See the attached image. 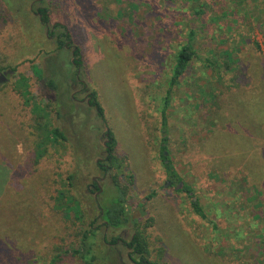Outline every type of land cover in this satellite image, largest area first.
Masks as SVG:
<instances>
[{
	"label": "rangeland",
	"instance_id": "obj_1",
	"mask_svg": "<svg viewBox=\"0 0 264 264\" xmlns=\"http://www.w3.org/2000/svg\"><path fill=\"white\" fill-rule=\"evenodd\" d=\"M38 7L79 49V80L72 47L57 48ZM190 31L196 57L167 94ZM3 69L13 73L0 81V264H137L109 244L133 234L156 264H264V0H0ZM164 130L174 184L158 155ZM114 183L129 217L119 228L99 215ZM88 228L92 263L71 252Z\"/></svg>",
	"mask_w": 264,
	"mask_h": 264
},
{
	"label": "trees",
	"instance_id": "obj_2",
	"mask_svg": "<svg viewBox=\"0 0 264 264\" xmlns=\"http://www.w3.org/2000/svg\"><path fill=\"white\" fill-rule=\"evenodd\" d=\"M39 11L43 14L42 21L44 23H48V15L46 13V9H40ZM57 29H60L58 33H56ZM49 34L55 37L58 49L65 47V45L72 47V54L75 57L73 59V64L76 66V68L80 69V66L82 65L80 52L77 47H74L72 45L70 41V34L67 31L66 27H64L60 23H55L53 31L49 32ZM189 34H190L189 39L185 43H183L179 48V50L177 51L175 57V63L172 69V75L169 81V88L167 89V94L171 92L172 87L178 82L180 77L183 75L188 65L190 64L191 60L194 57H196L195 49L191 42L194 33L190 31ZM168 102H169V97L168 95H166L160 111V119H161V124L163 126L167 124ZM89 104L95 108L98 117L104 120L103 109L99 104V102L97 101L96 95L93 92L90 93ZM51 133L53 134L54 137L65 139V135L63 134V132L57 128L53 129ZM106 136L108 138V141L106 143L107 154L105 157V162H106L105 164L107 165L104 166V164L101 162L97 163L98 167L104 172H108L111 169V162L113 159V151H114V143H115L113 135L110 130L106 131ZM168 139L169 137L166 134V131L164 130L163 132H161L159 138V145H158V155L167 182L174 184L175 182H181V177L179 176L175 168V165L173 164V161L170 158L169 150H168ZM93 186H95V183H93ZM114 186L116 189V194L114 195V198L112 199L110 204H108L107 207L104 206L105 208L103 207L100 208L99 215L103 219L106 226L111 228H119L124 226V224L127 222L129 217H128V210L126 209L124 204L125 202L124 191L120 186H118L115 183ZM95 188L97 187L95 186ZM70 198L73 199L72 197ZM71 202H72L71 205L66 206V210L68 211L73 209L78 210V208L77 207L75 208V205H73V201ZM192 208L195 214H197L199 217L204 218L206 216L202 206L200 205L197 199L192 201ZM96 234H97V229L88 228L84 230L81 234L79 247L71 250V252L74 255H77L83 261L92 263L96 259V256L94 254L95 252L94 241ZM118 239L119 237H115V236L111 237L109 244L111 245L115 244ZM143 243L144 240L142 239V237H140L139 234H133L128 241H125L126 247L130 248L132 253L135 254V256L137 257V258L131 257V259L137 262V264H156L150 261L148 258H146L144 252L145 248L143 246Z\"/></svg>",
	"mask_w": 264,
	"mask_h": 264
},
{
	"label": "flooded vegetation",
	"instance_id": "obj_3",
	"mask_svg": "<svg viewBox=\"0 0 264 264\" xmlns=\"http://www.w3.org/2000/svg\"><path fill=\"white\" fill-rule=\"evenodd\" d=\"M35 10H36V11H35V14H37L39 20H40L43 24H45L46 27H47V29H46V34H48L50 37H52V35H50L49 32H52V31H53L54 26H55V23L51 24L50 27H49L48 23H44V22L42 21V15H43V14L39 11L40 8L38 7V8H36ZM65 47H67V45H65ZM6 70H7V69H3V70L1 71V73H0V81H2L3 79H5V76H6L7 74H9ZM4 71H6V73H5ZM76 71H77V72H76V73H77V74H76V79L79 80V74H78L79 69L77 68ZM41 86H42V90H43V91H45V90H47V89H50V90H52V91L54 92V90H53L52 88H49V86H47L46 83H45L44 81H42ZM83 87H84V86H83ZM86 102H87V104H89V97H88V99H86ZM106 165H107V164H104V166H106ZM93 180H94L93 182L95 183V180H96V179L93 178ZM168 183H170V182H168ZM170 184H171V183H170ZM179 184H180V183H179ZM95 186L97 187V190H98V191L101 190V187H100L97 183H95ZM95 186H93V187H95ZM96 196H97V195H95V197H96ZM105 222H106V221H105ZM116 243H124V244H125V241H124L123 239L119 238V239L117 240ZM129 249H130V248H129Z\"/></svg>",
	"mask_w": 264,
	"mask_h": 264
},
{
	"label": "water",
	"instance_id": "obj_4",
	"mask_svg": "<svg viewBox=\"0 0 264 264\" xmlns=\"http://www.w3.org/2000/svg\"><path fill=\"white\" fill-rule=\"evenodd\" d=\"M9 74H12L13 73V70L12 69H7L6 70ZM6 71H4L6 73Z\"/></svg>",
	"mask_w": 264,
	"mask_h": 264
}]
</instances>
